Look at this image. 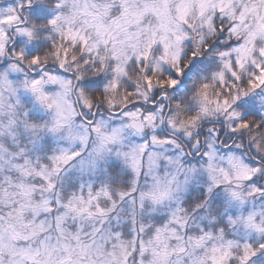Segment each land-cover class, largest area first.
Segmentation results:
<instances>
[{"label": "snow or ice", "instance_id": "6c2138e0", "mask_svg": "<svg viewBox=\"0 0 264 264\" xmlns=\"http://www.w3.org/2000/svg\"><path fill=\"white\" fill-rule=\"evenodd\" d=\"M0 264H264V0H0Z\"/></svg>", "mask_w": 264, "mask_h": 264}]
</instances>
